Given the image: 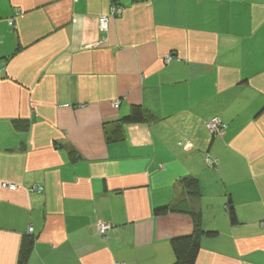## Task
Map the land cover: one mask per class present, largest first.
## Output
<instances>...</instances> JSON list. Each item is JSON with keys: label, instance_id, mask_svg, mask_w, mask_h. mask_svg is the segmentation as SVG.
I'll return each mask as SVG.
<instances>
[{"label": "crops", "instance_id": "1", "mask_svg": "<svg viewBox=\"0 0 264 264\" xmlns=\"http://www.w3.org/2000/svg\"><path fill=\"white\" fill-rule=\"evenodd\" d=\"M0 68V264H172L176 204L195 264H264V0H0Z\"/></svg>", "mask_w": 264, "mask_h": 264}, {"label": "trees", "instance_id": "2", "mask_svg": "<svg viewBox=\"0 0 264 264\" xmlns=\"http://www.w3.org/2000/svg\"><path fill=\"white\" fill-rule=\"evenodd\" d=\"M154 120L153 116L145 112L142 108L134 107L128 117L121 121V125L149 123ZM17 129H23L20 123H15ZM122 138L121 129H119L113 141H119ZM183 189L189 199L198 200L201 197V189L198 180L193 178L184 179L181 182ZM168 213L188 214L192 217L194 229L191 235L177 237L171 240V248L174 255L172 264H195L200 251V243L203 237H213L214 232H205L202 228L201 213L194 210H184L179 204L164 207L155 211L156 215H167ZM226 214L231 225L238 223L237 213L231 201L226 206ZM32 240L23 242L18 257V264H26L28 255L32 248Z\"/></svg>", "mask_w": 264, "mask_h": 264}, {"label": "built area", "instance_id": "3", "mask_svg": "<svg viewBox=\"0 0 264 264\" xmlns=\"http://www.w3.org/2000/svg\"><path fill=\"white\" fill-rule=\"evenodd\" d=\"M122 7L117 5L116 3H113L111 5L109 15L103 16L98 19V25L101 31H106L108 29L109 19L116 17L122 13ZM172 60L171 56H167L165 58V62L169 63ZM2 70L0 68V76H1ZM114 108H118L119 102L114 103ZM206 128L211 136L216 137L219 135H222L226 129V126L218 119V118H211L207 124ZM189 146V144H188ZM207 165L209 168L214 169V167L217 166L218 161L216 159L207 158L206 160ZM1 188L9 191H15L17 187L15 185H11L9 183H1ZM40 191V190H39ZM111 226L109 224L98 222L97 224V232L99 235L106 237L107 233L110 231Z\"/></svg>", "mask_w": 264, "mask_h": 264}]
</instances>
